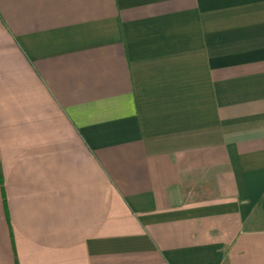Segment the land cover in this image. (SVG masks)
Instances as JSON below:
<instances>
[{"label":"crops","instance_id":"crops-1","mask_svg":"<svg viewBox=\"0 0 264 264\" xmlns=\"http://www.w3.org/2000/svg\"><path fill=\"white\" fill-rule=\"evenodd\" d=\"M0 264H264V0H0Z\"/></svg>","mask_w":264,"mask_h":264}]
</instances>
